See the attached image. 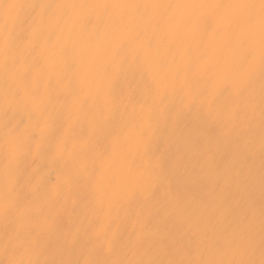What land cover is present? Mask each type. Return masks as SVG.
I'll return each instance as SVG.
<instances>
[{
  "label": "snow or ice",
  "instance_id": "1",
  "mask_svg": "<svg viewBox=\"0 0 264 264\" xmlns=\"http://www.w3.org/2000/svg\"><path fill=\"white\" fill-rule=\"evenodd\" d=\"M0 133V264H264V0H0Z\"/></svg>",
  "mask_w": 264,
  "mask_h": 264
},
{
  "label": "bare ground",
  "instance_id": "2",
  "mask_svg": "<svg viewBox=\"0 0 264 264\" xmlns=\"http://www.w3.org/2000/svg\"><path fill=\"white\" fill-rule=\"evenodd\" d=\"M3 2H12V0H3ZM174 2H178V3H190V2H201V3H228L231 2V0H174ZM209 44V46H211V39H209V41L207 42ZM140 80L139 77L136 78H129V80L127 81L126 84L123 85V87L125 88V90H135L138 86H139ZM131 112L125 114V119H131ZM194 118V116L192 117ZM0 137H2V133H0ZM3 150V142L2 139H0V151ZM37 163H41L40 161H37ZM256 198L257 200H259V188L257 187L256 192H255ZM74 223V218L69 216L65 219L64 221V228L70 229L73 226ZM2 258V257H0Z\"/></svg>",
  "mask_w": 264,
  "mask_h": 264
}]
</instances>
